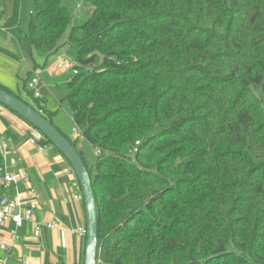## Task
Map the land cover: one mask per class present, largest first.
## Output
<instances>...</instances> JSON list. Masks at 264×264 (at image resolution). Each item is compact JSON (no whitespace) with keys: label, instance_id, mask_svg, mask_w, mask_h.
I'll list each match as a JSON object with an SVG mask.
<instances>
[{"label":"trees","instance_id":"1","mask_svg":"<svg viewBox=\"0 0 264 264\" xmlns=\"http://www.w3.org/2000/svg\"><path fill=\"white\" fill-rule=\"evenodd\" d=\"M74 1L32 0L25 38L34 69L76 49L53 79L96 152L97 264H264V0Z\"/></svg>","mask_w":264,"mask_h":264},{"label":"crops","instance_id":"2","mask_svg":"<svg viewBox=\"0 0 264 264\" xmlns=\"http://www.w3.org/2000/svg\"><path fill=\"white\" fill-rule=\"evenodd\" d=\"M8 89L20 95L18 89ZM33 129L21 117L0 106V144L6 145L5 150L0 148L2 171L16 176L9 186H0V206L4 199L26 202L29 189H34L38 201L33 220H54L56 226L43 228L40 237L34 238L33 222L25 221L9 251L0 249V264L3 260L5 264H22L23 260L30 264H83L85 237L77 229L85 226V211L83 201L73 200L79 186L77 178L54 146L49 144L39 151L29 144ZM12 227L10 222L0 225V242Z\"/></svg>","mask_w":264,"mask_h":264},{"label":"rangeland","instance_id":"3","mask_svg":"<svg viewBox=\"0 0 264 264\" xmlns=\"http://www.w3.org/2000/svg\"><path fill=\"white\" fill-rule=\"evenodd\" d=\"M76 2L80 7H74L76 16L73 23L75 25L83 23L90 12L89 6H81L82 0H75L74 3ZM12 9L13 0H0V85L5 88L18 89L20 97L30 106H35L34 91L25 89L24 83L30 73L32 78L38 76L37 89L41 93L40 104L43 110L50 114L51 124L64 137L75 142V148L81 152L85 163L92 166L96 160V152L81 135L80 130L75 127L68 104L64 101L60 102L63 98V91L57 86V79H53L64 74L61 71L63 64H76V49L64 46L54 56V62H50L43 69L40 67L34 69L32 58L40 64L42 60L29 47L25 38L30 13L33 10L32 0H21L20 2V40L10 30L5 29L4 23L11 15ZM100 60L99 57L97 61Z\"/></svg>","mask_w":264,"mask_h":264},{"label":"water","instance_id":"4","mask_svg":"<svg viewBox=\"0 0 264 264\" xmlns=\"http://www.w3.org/2000/svg\"><path fill=\"white\" fill-rule=\"evenodd\" d=\"M0 104L15 112L43 135L71 165L82 193L85 211V251L83 264H97V214L91 179L82 157L73 144L51 122L30 105L0 88ZM1 201V200H0ZM7 200L1 202V205Z\"/></svg>","mask_w":264,"mask_h":264},{"label":"built area","instance_id":"5","mask_svg":"<svg viewBox=\"0 0 264 264\" xmlns=\"http://www.w3.org/2000/svg\"><path fill=\"white\" fill-rule=\"evenodd\" d=\"M64 71H72L73 74L77 73V70L74 68V65L70 63H65L62 66ZM39 83L38 76L31 78L27 83V89L33 90V97L39 98L41 97V93L37 89V84ZM41 113V111H38ZM46 137L43 133L37 129H33L32 133L29 136L28 142L30 145L34 146L37 150L41 151L45 148ZM0 148L6 149L5 144H0ZM5 153V152H4ZM16 181V176L8 173L0 172V186L7 187L10 183ZM29 199L26 202H22L19 200H10L7 201L6 204L0 206V225H4L6 223H11L13 227L8 229L6 233V239L0 242V249L8 252L9 249L14 245L16 239L18 238V230L23 227L24 222L30 220L33 222V237L38 238L41 235V231L43 228L53 229L56 226V222L54 220H50L47 222H37L33 220V214L35 209L37 208L38 197L34 189H29L28 191ZM73 200L82 201V193L81 189L78 186L76 188V192L73 195ZM77 233L80 236L86 235V227L81 226L77 229ZM1 264H5L3 260ZM22 264H30L28 260H23Z\"/></svg>","mask_w":264,"mask_h":264}]
</instances>
